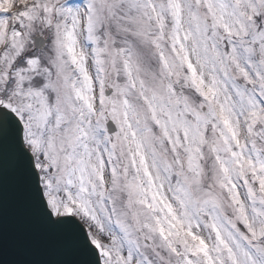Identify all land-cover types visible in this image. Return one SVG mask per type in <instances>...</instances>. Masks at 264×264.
<instances>
[{
    "label": "snow or ice",
    "instance_id": "obj_1",
    "mask_svg": "<svg viewBox=\"0 0 264 264\" xmlns=\"http://www.w3.org/2000/svg\"><path fill=\"white\" fill-rule=\"evenodd\" d=\"M0 264H264V0H0Z\"/></svg>",
    "mask_w": 264,
    "mask_h": 264
}]
</instances>
